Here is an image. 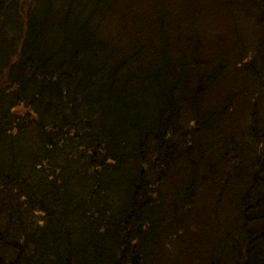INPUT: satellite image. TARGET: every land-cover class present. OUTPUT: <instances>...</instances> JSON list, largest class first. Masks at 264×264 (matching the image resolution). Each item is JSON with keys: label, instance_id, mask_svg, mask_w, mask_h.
I'll use <instances>...</instances> for the list:
<instances>
[{"label": "trees", "instance_id": "obj_1", "mask_svg": "<svg viewBox=\"0 0 264 264\" xmlns=\"http://www.w3.org/2000/svg\"><path fill=\"white\" fill-rule=\"evenodd\" d=\"M148 259L264 264V0H0V264Z\"/></svg>", "mask_w": 264, "mask_h": 264}, {"label": "rangeland", "instance_id": "obj_2", "mask_svg": "<svg viewBox=\"0 0 264 264\" xmlns=\"http://www.w3.org/2000/svg\"><path fill=\"white\" fill-rule=\"evenodd\" d=\"M135 1H141V0H135ZM144 1V0H143ZM170 2V1H169ZM172 4H174V2L172 3ZM171 5V4H170ZM228 20H229V18H227ZM233 21V20H232ZM113 27H115V26H113ZM238 78H236V80H237ZM181 244H178V247L179 248H184V247H186V245H187V241H184V240H182L181 242H180ZM185 249V248H184ZM165 254H166V250H164L163 251V253H160V255H159V257L161 256V257H164L165 256ZM160 257V258H161ZM159 263H160V260H159ZM146 264H157L156 262H154L153 260H151V259H148V261L146 262Z\"/></svg>", "mask_w": 264, "mask_h": 264}]
</instances>
